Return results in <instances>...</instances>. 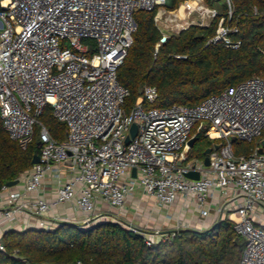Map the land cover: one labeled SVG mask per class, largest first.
I'll return each mask as SVG.
<instances>
[{
  "label": "built area",
  "instance_id": "obj_1",
  "mask_svg": "<svg viewBox=\"0 0 264 264\" xmlns=\"http://www.w3.org/2000/svg\"><path fill=\"white\" fill-rule=\"evenodd\" d=\"M0 0V114L11 139L27 148L39 128L40 161L22 173L18 184L0 189V227L55 229L62 222L88 229L104 219L100 203L123 214L131 194L141 189L168 210L174 227L148 232V245L170 240L178 230L197 229L187 217L194 212L213 226L229 218L246 239L240 264H264V78L251 77L220 94L189 106H144L155 102L156 86L147 85L127 111L130 91L118 78L137 30L135 13L157 9L158 28L181 32L191 25L209 26L218 15L202 0ZM229 17L233 15L227 0ZM184 7V15L179 10ZM195 17V18H194ZM238 32L221 20L208 44L237 49ZM52 107L66 125L56 139L40 116ZM137 134L126 143L131 127ZM203 133L223 140L204 159H191L189 141ZM258 145L250 155H236L232 140ZM70 160L71 163H67ZM136 169L134 176L133 170ZM199 172V178L187 176ZM53 186V196L43 191ZM68 206L79 217L61 220ZM115 217V220L113 219ZM117 215L109 217L116 220ZM204 228V229H207ZM198 229V230H204ZM0 236V251L5 245ZM68 264H84L82 261Z\"/></svg>",
  "mask_w": 264,
  "mask_h": 264
},
{
  "label": "trees",
  "instance_id": "obj_2",
  "mask_svg": "<svg viewBox=\"0 0 264 264\" xmlns=\"http://www.w3.org/2000/svg\"><path fill=\"white\" fill-rule=\"evenodd\" d=\"M186 0H172L169 9H177ZM216 8L218 15L209 26L198 24L179 33H164L158 28L157 9L135 13L137 30L124 63L118 70L122 85L130 91L125 108L130 111L143 88L156 86L155 102L145 101L146 108L174 104L194 106L209 96L220 94L229 86L251 77L264 78V0H231L233 15L229 17L227 0H202ZM237 27L230 33L242 45L233 49L222 43L208 44L221 22ZM40 121L58 140L66 138L67 128L57 120L48 106ZM190 158L206 157V150L216 142L200 133ZM262 138H264V131ZM38 127L27 148L11 139L0 114V189L18 179L33 167L40 153ZM198 141H204L197 145ZM236 155H250L257 142L232 140ZM200 152L195 155V148ZM2 241L0 264H240L246 239L229 218L204 229L185 228L170 240L148 245L145 236L119 222L102 221L88 229L62 222L55 229L8 230Z\"/></svg>",
  "mask_w": 264,
  "mask_h": 264
},
{
  "label": "crops",
  "instance_id": "obj_3",
  "mask_svg": "<svg viewBox=\"0 0 264 264\" xmlns=\"http://www.w3.org/2000/svg\"><path fill=\"white\" fill-rule=\"evenodd\" d=\"M53 192L54 191L52 185L47 186L43 191V193L49 198L53 196ZM100 205L104 210V213H106V210L114 211L113 208H110L104 203H100ZM178 210L179 205L173 207L172 210L161 207L153 198L146 197L142 190L138 189L129 196L125 205V211L123 212V215H126L129 219H133L134 221H136L135 223L140 227L148 228V230L150 229L153 232H156L157 230L166 232L171 230L176 222L174 220L167 219L166 214L168 213V211L177 212ZM58 214L61 220L73 219L80 216L79 212L68 206L60 207L58 210ZM187 217L191 219V222L196 226L197 229L207 228V226L211 224L212 219H201L199 218L198 214L194 213L193 211L188 213ZM22 227V222H18L16 226L9 229L0 227V236H3L6 231L11 229L21 231L23 229ZM161 235L162 234L160 233L155 234L157 240L161 241Z\"/></svg>",
  "mask_w": 264,
  "mask_h": 264
},
{
  "label": "water",
  "instance_id": "obj_4",
  "mask_svg": "<svg viewBox=\"0 0 264 264\" xmlns=\"http://www.w3.org/2000/svg\"><path fill=\"white\" fill-rule=\"evenodd\" d=\"M5 27V24L4 22L1 23L0 25V35L3 31ZM167 37L166 36H163L162 38V42L166 41ZM137 129H138V126L137 124H133L132 127H131V131H130V135L126 138V143H129L131 138L135 137L136 134H137ZM198 140V137H193L191 138V140L189 141V146L190 148H193L195 146V143L197 142ZM40 145V143H39ZM223 145L222 142H216L213 144V146L209 147L207 150H206V157L204 158V161H205V165H210V157L209 155L213 152V150H218L221 146ZM262 145L263 147L260 149V152L263 153L264 152V138L262 140ZM40 161V156L39 154H36L33 158V164L35 163H38ZM67 163H71L70 160L67 161ZM133 174L134 176L136 175V169L133 170ZM188 177L190 178H193V179H198L199 178V172H196V171H191L187 174ZM19 182V179H15L13 181H10L7 183L8 186H14L16 184H18Z\"/></svg>",
  "mask_w": 264,
  "mask_h": 264
},
{
  "label": "rangeland",
  "instance_id": "obj_5",
  "mask_svg": "<svg viewBox=\"0 0 264 264\" xmlns=\"http://www.w3.org/2000/svg\"><path fill=\"white\" fill-rule=\"evenodd\" d=\"M181 5V4H180ZM180 7V6H179ZM178 9V8H177ZM176 9V10H177ZM184 15V14H183ZM182 15V16H183ZM195 18V17H194ZM170 33H172V32H168V31H166V35L168 36ZM174 33H177V32H174ZM38 132H39V128H38ZM202 143H204V141H198V143H197V145H201ZM195 152V155H197L198 153H200L198 150H197V147L195 148V150H194ZM195 158H197V156H194L193 158H191V159H195ZM106 213H107V215H105V217H104V219L105 220H110V218L109 217H111V216H115V215H117V217H116V220L119 222V223H121V224H123L124 226H126V227H139V228H141V229H144L143 227H140L139 225H137L135 222L136 221H134L133 219H129L126 215H123V214H117V212H116V210H114V211H112V210H106ZM113 219L115 220V217H113ZM147 230H148V228H146ZM153 232L152 230H148V232Z\"/></svg>",
  "mask_w": 264,
  "mask_h": 264
},
{
  "label": "bare ground",
  "instance_id": "obj_6",
  "mask_svg": "<svg viewBox=\"0 0 264 264\" xmlns=\"http://www.w3.org/2000/svg\"><path fill=\"white\" fill-rule=\"evenodd\" d=\"M179 14H181V15L184 14V7H182V8L179 10Z\"/></svg>",
  "mask_w": 264,
  "mask_h": 264
}]
</instances>
